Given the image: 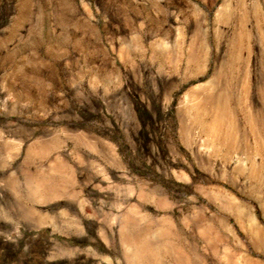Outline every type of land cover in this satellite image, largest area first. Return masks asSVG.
Masks as SVG:
<instances>
[{
	"label": "rangeland",
	"instance_id": "374dc122",
	"mask_svg": "<svg viewBox=\"0 0 264 264\" xmlns=\"http://www.w3.org/2000/svg\"><path fill=\"white\" fill-rule=\"evenodd\" d=\"M191 5L0 0V264H264V0Z\"/></svg>",
	"mask_w": 264,
	"mask_h": 264
},
{
	"label": "crops",
	"instance_id": "0c3cea01",
	"mask_svg": "<svg viewBox=\"0 0 264 264\" xmlns=\"http://www.w3.org/2000/svg\"><path fill=\"white\" fill-rule=\"evenodd\" d=\"M186 2H189L190 4H192L191 6H193L196 10H198L201 14L205 15L206 18L210 15V12H212V15L215 14L216 11H218L220 8H223L222 11V18L225 20H227V24H230L231 20H232V14L231 11L228 8V6H230L232 0H184ZM212 3L215 4L217 3V6L213 5V9L209 10L208 4Z\"/></svg>",
	"mask_w": 264,
	"mask_h": 264
}]
</instances>
